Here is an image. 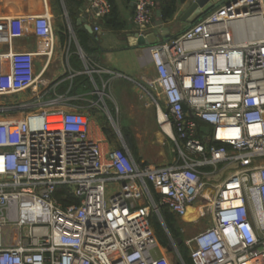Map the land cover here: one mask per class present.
<instances>
[{
	"label": "built area",
	"instance_id": "1",
	"mask_svg": "<svg viewBox=\"0 0 264 264\" xmlns=\"http://www.w3.org/2000/svg\"><path fill=\"white\" fill-rule=\"evenodd\" d=\"M131 1L135 33L146 36L155 1ZM89 6L97 35L111 5ZM51 17L29 18L52 45ZM14 35L12 19H0L9 46L0 52V98L28 93L0 103V264H169L153 254L149 217L160 218L162 205L179 218L195 207L208 222L184 240L192 264H264V0H228L147 48L155 74L140 87L177 155L161 166H138L122 140L103 152L87 112L98 103L50 95L49 54L13 50ZM59 187L76 202L63 204Z\"/></svg>",
	"mask_w": 264,
	"mask_h": 264
},
{
	"label": "crops",
	"instance_id": "2",
	"mask_svg": "<svg viewBox=\"0 0 264 264\" xmlns=\"http://www.w3.org/2000/svg\"><path fill=\"white\" fill-rule=\"evenodd\" d=\"M108 1L111 5V11L103 20L97 22L100 32L95 35L85 28L86 25H89L93 29L95 25L90 13V0H73V2H66L65 0H0V19L11 18L13 27H15V35L11 38L13 50H28L41 53V55L49 54L50 58L44 78L47 79L50 87L55 86V93L50 91V95H70L68 89L63 93H59L58 90L65 84L71 86L73 78L77 76L86 75L91 82V91L71 96H80L82 100L79 103L83 106L98 103L100 108L97 106L88 107L87 112L91 119L90 137L99 142L103 152L122 145L114 127H117L119 131V127L134 126V123L144 122L148 119L154 120L153 125H159L156 108L150 98L143 94L140 87H147L146 81L154 76L155 71L153 63L149 59L148 49L134 45L133 35L136 31L132 23L134 11L132 1ZM154 1L156 4L154 9L155 21L158 0ZM175 3V13L171 19L163 21L164 26L170 29V36H176L190 25L188 22L180 21L179 17L191 5V0H175ZM46 11L52 15V45L47 40H42L34 35L33 21L29 18L44 14ZM25 17L27 19L19 22V19ZM65 33L67 38L62 41ZM159 38L161 40V37ZM8 48V42L0 39V52H7ZM46 58L47 56H42L35 59L37 70L42 68ZM87 67L88 69H96L91 77L84 72ZM73 72L80 74L70 79L68 76ZM136 95L142 99L140 105H136L137 100L135 101L134 98ZM108 115L113 122L108 118ZM133 115L137 118L131 117ZM144 117L146 118L144 119ZM104 126L112 128L116 139H110L103 133L102 128ZM156 136H158L157 139L160 144L157 157L141 154L139 149L137 151L136 139L134 140L135 156H133L122 137L138 166L142 167L146 163H155L160 166L175 163L177 155L174 152L173 143L161 129L159 135ZM167 141L171 144V153L175 155L173 158H170L171 154ZM223 177L224 175H221L219 178L218 175L216 181L223 179ZM188 210V213L181 218L186 217L190 222L195 221L197 219L195 207ZM156 217L161 223L157 214ZM149 220L152 226L150 217ZM179 229L184 235V229L181 228L180 224ZM167 235L168 244L166 245H161L156 238L157 247L153 252L154 256H167L168 252L164 248L168 245L173 247L175 255L178 252L180 256L176 244H173L169 233Z\"/></svg>",
	"mask_w": 264,
	"mask_h": 264
},
{
	"label": "trees",
	"instance_id": "3",
	"mask_svg": "<svg viewBox=\"0 0 264 264\" xmlns=\"http://www.w3.org/2000/svg\"><path fill=\"white\" fill-rule=\"evenodd\" d=\"M65 1L66 2H73V0H65ZM157 4H158V9L160 10V18H161L162 22L171 19V17L173 16V14L176 11L175 0H158ZM63 35L64 36L62 37V41L66 40V38H67L66 33ZM89 57H90V55H89ZM91 60H93V59L91 58ZM72 81H73V83L71 84V86H68V84H65L64 86L59 88L58 92L63 93L66 89H68V93L70 95H77V94L89 92L92 90V84L88 80L86 75L77 76V77L73 78ZM102 130H103V133L107 137H109L110 139H116L111 127L104 126L102 128ZM120 134H121V137H123V139H124L127 147L129 148V150L134 153L135 152V146H134L133 137L128 133V131H125V132L120 133ZM148 189L152 193L153 198H154L155 202L157 203L158 197L153 192L150 184H148ZM68 190L65 187H59L57 192H55V195L58 196V198H60V199H63V197L66 196V198L64 197L65 199L62 200L63 204L76 202V199L72 195L69 194ZM159 211H160L161 221L163 222L166 230H168L170 237L175 242V244L178 248V251L180 253V256L182 258L183 263L184 264H192L191 260L189 258V249L185 246L184 240H183V233H181V230L179 229L178 218L174 214H172L170 211H168L164 205L159 207ZM152 213L153 212H151V214ZM151 214H150V218L152 219L151 220L152 221V228L155 232V235H156L158 242L161 245L168 244L167 233L165 232V230L160 229L159 221L156 217V214L153 213L155 215V217H153V215L151 216Z\"/></svg>",
	"mask_w": 264,
	"mask_h": 264
},
{
	"label": "rangeland",
	"instance_id": "4",
	"mask_svg": "<svg viewBox=\"0 0 264 264\" xmlns=\"http://www.w3.org/2000/svg\"><path fill=\"white\" fill-rule=\"evenodd\" d=\"M28 93L25 94H20L19 96H10V98H0V103L2 104H7L9 103V100H15V99H21L24 100L25 98H27ZM139 96V95H138ZM137 95L134 96L135 101H136V105H140V102L142 101V99L140 97H138ZM14 116V115H13ZM131 117H135V119L137 118V116L133 115ZM140 118V117H138ZM146 117H144L145 119ZM148 119V118H147ZM154 120H145L144 122H137L134 123V126H122L119 127V133H123L125 131H128V133L133 137V139H136V143H137V151L139 149L140 153L148 155V156H155L157 157L158 154L157 152L159 151L160 148V144L158 143V139L156 135H159L160 133V128L159 125H153ZM121 135V134H120ZM118 138V137H117ZM168 149L170 150V158H173V156L175 157L174 154L171 153V144L170 142L168 143ZM132 155H134V153L131 151ZM220 178V176H219ZM153 215V217H155V215L152 213L151 216ZM158 219V218H157ZM159 221V220H158ZM179 224L181 226L182 229H184V235H183V240L185 239H189L191 237H193L195 234H197L198 232H200L204 227H206V225H208V222L205 219H197L193 222H190L185 218H181L178 219ZM159 226L160 229L162 228V224L159 222ZM173 244L175 245L174 241ZM172 260H175L177 262L176 259V255L175 252L173 251L172 253H170L169 255ZM171 260V261H172ZM178 264V262H177Z\"/></svg>",
	"mask_w": 264,
	"mask_h": 264
},
{
	"label": "water",
	"instance_id": "5",
	"mask_svg": "<svg viewBox=\"0 0 264 264\" xmlns=\"http://www.w3.org/2000/svg\"><path fill=\"white\" fill-rule=\"evenodd\" d=\"M227 1L228 0H191V5L182 13V15H180L179 20L192 24L195 22V20L199 19L204 14L212 11L214 8L226 3ZM154 27H155V30H153L151 33H148L146 36H142V35L138 36L135 33L133 35L134 42H135L134 45L138 47L141 46V47L148 48L151 45H155L160 42H166L172 37H174V36H170L169 34L170 29L164 26V22H162L160 18V10L158 9L156 11V20L154 21ZM85 28L89 32H92V28L89 25H86ZM159 37H161V40ZM111 121H112V118H111ZM114 129H115L117 136L120 138V140H122V137L120 136L117 127H114ZM201 130L203 132H207L208 128L202 127ZM122 142L124 143L123 140ZM161 224L164 230H166L162 221H161ZM166 232L168 233V230H166ZM164 249H166V251L168 252L167 257H168L169 264H177V262L175 260H172V258L169 256L170 253L173 252V247L168 245V246H165Z\"/></svg>",
	"mask_w": 264,
	"mask_h": 264
}]
</instances>
